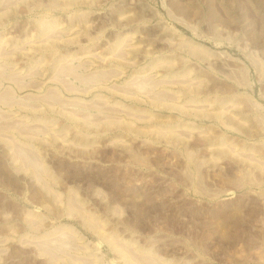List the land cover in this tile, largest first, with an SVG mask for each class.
Returning a JSON list of instances; mask_svg holds the SVG:
<instances>
[{"label": "rangeland", "instance_id": "rangeland-1", "mask_svg": "<svg viewBox=\"0 0 264 264\" xmlns=\"http://www.w3.org/2000/svg\"><path fill=\"white\" fill-rule=\"evenodd\" d=\"M0 264H264V0H0Z\"/></svg>", "mask_w": 264, "mask_h": 264}]
</instances>
